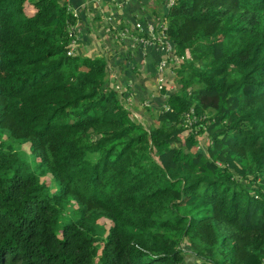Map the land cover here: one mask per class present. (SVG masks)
<instances>
[{"label":"trees","instance_id":"16d2710c","mask_svg":"<svg viewBox=\"0 0 264 264\" xmlns=\"http://www.w3.org/2000/svg\"><path fill=\"white\" fill-rule=\"evenodd\" d=\"M169 1L155 21L187 57L146 126L106 54L67 53L71 0H0V264H264V0ZM190 109L207 122L181 139Z\"/></svg>","mask_w":264,"mask_h":264},{"label":"rangeland","instance_id":"374dc122","mask_svg":"<svg viewBox=\"0 0 264 264\" xmlns=\"http://www.w3.org/2000/svg\"><path fill=\"white\" fill-rule=\"evenodd\" d=\"M103 3H107L105 5L107 7L106 11L102 9ZM121 4L122 3L119 0L117 1L116 0H83V10H85V8L89 10L86 15V19L84 18L82 19L83 15L80 17V9L72 7V9L76 12L75 14L76 23L73 25L74 28H70L69 33L74 34L73 39H75V43L73 47L74 49L77 47L75 51L78 52V54L90 55V56H96V57L103 56V54H105L104 53L105 52L104 41L108 37L111 36L110 35L111 33L115 35L116 31H119L116 33V35L120 37V40L118 39L119 37H115L116 38L115 40L111 39L110 48H115V47L118 49L121 48V44H122L121 38L122 36L125 35V33L131 32V27H127V28L121 27L122 31H120L119 27H111L109 24V21L114 17L111 11L117 6H120ZM29 7H30L29 4L25 3V10H27V12L31 11ZM102 11H104V13ZM115 11H117V9H115L114 12ZM101 45H102V48H101ZM160 57H161V54H160ZM176 66L177 65L169 61L167 66L165 67L164 69L165 75L162 76V81H161V84H165V88L166 87L170 89L178 88L179 84L174 79V77H176L175 75ZM169 69L174 70V75L172 76L170 80L168 79ZM144 75L145 76L139 75V78H138V79H143L141 80L142 81L141 83L144 85V87H146L147 90L153 87L154 90H157L156 93H159L158 92V88H159L158 82H156V73L154 75V78L148 74H144ZM119 77L122 78L120 70L113 72V74H111V72L108 70L107 75H106V78H108V82L106 83L109 86L113 85L114 88L117 89L122 95L126 93L125 102L130 106L132 116L136 120L142 122L146 126L149 125V121L156 122V116H157L158 111L152 110V108H149V110L147 109V107L151 106L150 105L151 102L148 99L146 100V98L144 97V95L146 94L145 91L141 90V97L143 96V98H141L140 100H137L139 97V95L137 96L135 95L137 93V90L136 92H131L130 90H127V89L125 90L124 85L120 84L119 82L120 80ZM145 77H146V80H145ZM111 82H115V84ZM172 85L173 87L171 88L170 86ZM205 119H206V116L202 117L200 120L194 121L192 125H187L185 123L184 124L185 129L180 135L181 139H183L188 134L189 130L195 131L199 127L200 123L198 122L203 121ZM205 122L207 121L205 120ZM2 137L5 138V140L7 139L6 136H2ZM196 137H197V142L195 146L193 147L192 151L200 148L206 154L205 146L208 144L207 133L205 131H202ZM12 147L13 149L17 150V152L23 157V159L28 161L30 166L36 169V172L40 175V178L46 181L48 184H50L52 186L51 187L52 190H55L56 185L54 184L55 180L53 179L52 174L42 173L41 170L38 168L39 166L38 157L35 156L34 153L31 152L30 144L28 142H15V143H12ZM234 175L238 180L244 183H251V178H254L251 173L246 175V174H241L239 172L234 171ZM251 185L252 187H256L254 183H251ZM75 206L76 204L71 201L65 204L64 209H63L65 210V214L70 216L71 211L73 210ZM109 225H110V221L102 217L98 219V221L96 222L94 226H95V230H97V232L100 231L99 233L102 235ZM186 242L187 240L184 241V244H186ZM185 260L186 261L184 264H202L201 260L199 259L196 260L194 259L193 256H190L187 253L185 255Z\"/></svg>","mask_w":264,"mask_h":264},{"label":"crops","instance_id":"0c3cea01","mask_svg":"<svg viewBox=\"0 0 264 264\" xmlns=\"http://www.w3.org/2000/svg\"><path fill=\"white\" fill-rule=\"evenodd\" d=\"M119 1L122 4L120 6H117L111 11L114 17L109 21V24L111 27H119L120 31H122L121 27L124 28L131 27V32L125 33V35L122 36L121 38L122 44L120 49L116 47L110 48L111 39L115 40L116 39L115 37H119L116 35V33L119 31H116L115 35L111 33L110 34L111 36L104 41V47H105L104 53L106 54L108 63L110 64L108 68L110 69L111 74L119 70L121 71L122 78L119 77L120 79L119 82L120 84L124 85L125 90L127 89L130 90L131 92H136V90L137 91L139 90L141 92V90H143L146 93L144 95L146 100L148 99L151 102V104L158 106L162 102L163 92L158 90L159 93H156L157 90H154L153 87L147 90L146 87H144V85L141 83L142 82L141 80L143 79H138V78L139 75L145 76L144 74H148L154 78L155 67L158 60L160 59L159 58L160 53L155 44L153 43L143 44L140 42V38H144L147 35V32L143 28L142 29L136 28L134 24L135 22H142L145 24L152 23L158 17H161L162 14H159L160 12L157 13L152 11L153 5L157 3L156 0H141V1L119 0ZM71 4L72 7L79 8L80 17L83 15L82 19L83 18L86 19V15L89 10L87 8L83 10V0H71ZM106 4L107 3H103L102 9H104V11H106L107 9V7L105 6ZM115 9H117V11L114 12ZM104 11L102 12L104 13ZM118 39L120 40V37ZM75 49L74 52H76ZM168 75H169L168 79L170 80L174 75V70L169 69ZM170 87L172 88L173 85ZM167 90H170V88L167 87Z\"/></svg>","mask_w":264,"mask_h":264},{"label":"built area","instance_id":"2783aa9c","mask_svg":"<svg viewBox=\"0 0 264 264\" xmlns=\"http://www.w3.org/2000/svg\"><path fill=\"white\" fill-rule=\"evenodd\" d=\"M171 1L172 0H170L169 3H171ZM69 8L73 12V15L75 16L76 12L73 9H71V7ZM134 25L136 28L145 29V31L148 34L147 37L140 38V42L143 44L144 43L155 44L159 53L161 54V57L158 63L156 64L155 73H156V82H158V87H159L158 90L165 92L167 90V87L165 88V84H161L162 76L165 75L164 73L165 67L167 66L169 61L175 65H179L182 62L183 58L186 57V55H179L176 53L175 45L173 41L166 34V28H167L166 20H158L148 24L142 22H135ZM71 28H73V26H71ZM73 36L74 34L71 35L70 42L68 45V51H67L68 54L74 53L73 46L75 43V39H73ZM200 119L201 118L193 114L192 109H190V111L185 114V123L187 125H192L194 121Z\"/></svg>","mask_w":264,"mask_h":264}]
</instances>
